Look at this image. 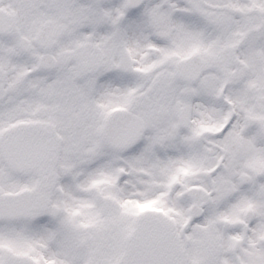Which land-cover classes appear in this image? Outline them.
I'll return each instance as SVG.
<instances>
[{"label": "snow or ice", "instance_id": "snow-or-ice-1", "mask_svg": "<svg viewBox=\"0 0 264 264\" xmlns=\"http://www.w3.org/2000/svg\"><path fill=\"white\" fill-rule=\"evenodd\" d=\"M0 264H264V0H0Z\"/></svg>", "mask_w": 264, "mask_h": 264}]
</instances>
